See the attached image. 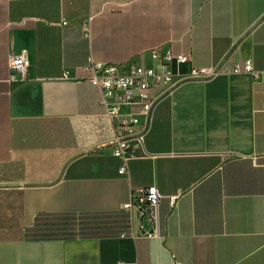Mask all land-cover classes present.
<instances>
[{
	"label": "crops",
	"instance_id": "1",
	"mask_svg": "<svg viewBox=\"0 0 264 264\" xmlns=\"http://www.w3.org/2000/svg\"><path fill=\"white\" fill-rule=\"evenodd\" d=\"M153 48L188 60L135 115L122 175L82 67L151 66ZM244 60L255 73L225 71ZM0 166L20 175L0 180V264H264V0H0ZM151 186L158 236L25 238L39 213L120 211Z\"/></svg>",
	"mask_w": 264,
	"mask_h": 264
},
{
	"label": "built area",
	"instance_id": "2",
	"mask_svg": "<svg viewBox=\"0 0 264 264\" xmlns=\"http://www.w3.org/2000/svg\"><path fill=\"white\" fill-rule=\"evenodd\" d=\"M84 36H88L87 29L83 28ZM153 64H129L124 70L119 66L106 62L89 59L82 67L86 80L99 91V105L104 109L105 116L114 124V148L112 155L119 158L121 165L118 173L126 175L127 160L137 156L134 143L142 142L145 127L137 128L136 114L148 117L156 105V98L150 94L154 86H169L174 75L173 64H183L188 60L186 54H174L170 50L160 52L153 48L150 51ZM28 60L24 53L9 56L8 67L13 73L24 77ZM226 72H250L255 73L249 60L234 64ZM216 71L212 67L191 68V77L209 78ZM138 106L137 113L119 111L121 105ZM160 194L154 186L148 188H136L128 202L122 204L121 210L128 215V232L120 235H135L142 230L147 236H158L157 207ZM175 197L171 198V202ZM146 220L149 229L144 230L142 223ZM120 264V263H118ZM180 264V262H175Z\"/></svg>",
	"mask_w": 264,
	"mask_h": 264
},
{
	"label": "trees",
	"instance_id": "3",
	"mask_svg": "<svg viewBox=\"0 0 264 264\" xmlns=\"http://www.w3.org/2000/svg\"><path fill=\"white\" fill-rule=\"evenodd\" d=\"M17 170L0 166V180L18 178ZM125 211L39 213L25 229L26 239H67L118 236L128 232Z\"/></svg>",
	"mask_w": 264,
	"mask_h": 264
}]
</instances>
